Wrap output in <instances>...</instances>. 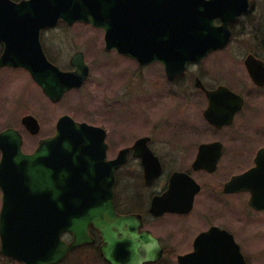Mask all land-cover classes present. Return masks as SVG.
<instances>
[{"label": "water", "instance_id": "water-1", "mask_svg": "<svg viewBox=\"0 0 264 264\" xmlns=\"http://www.w3.org/2000/svg\"><path fill=\"white\" fill-rule=\"evenodd\" d=\"M248 5L247 0H0V68H24L55 103L67 90L82 86L89 66L78 50L68 59L71 69L49 61L40 32L58 21L67 26L84 22L103 31V50L130 56L141 65L159 62L169 79L186 64L199 63L209 51L225 47L231 37L228 23ZM256 64L264 74V64ZM249 74L257 80V74ZM194 85L208 100L203 116L217 127L229 124L241 107V97L222 84L209 90L196 78ZM20 122L31 135L39 132V121L29 113ZM54 125L55 131L40 137L27 152L21 148L19 129L0 130V253L24 264L59 263L73 248L93 243L88 229L94 228L99 255L109 264L156 261L161 251L157 239L139 230L136 215H119L112 204L113 170L124 160L126 149L107 159L102 126L76 121L69 114H59ZM214 147L218 143L199 146L194 165L212 171L215 159L209 163L202 157L206 148ZM138 155L148 182L160 173L159 162L147 147ZM253 161L223 189L248 190L249 202L258 210L264 209V147L257 149ZM177 181L189 182L193 191L199 186L185 172L174 171L168 192ZM64 233L69 234L68 242L61 237ZM225 236V257L202 259L189 252L178 256L177 263L247 264L233 235Z\"/></svg>", "mask_w": 264, "mask_h": 264}, {"label": "rangeland", "instance_id": "rangeland-1", "mask_svg": "<svg viewBox=\"0 0 264 264\" xmlns=\"http://www.w3.org/2000/svg\"><path fill=\"white\" fill-rule=\"evenodd\" d=\"M257 10L264 12L263 2ZM102 37V30L92 28L84 22H74L67 26L60 21L51 29L42 30L40 43L44 51L55 58L54 63L60 68H70L68 59L76 49L83 52L84 61L89 66V74L82 86L66 91L55 103L50 102V99L41 93L39 86L33 83L24 68L7 66L0 68V130L5 126L19 129L23 137L22 148L27 152L33 150L39 137L54 131V122L58 114H69L76 121L103 125L107 129L108 157L122 145H129L132 138L142 133L149 134L151 128H155L156 141L191 140L186 133L173 129L184 121L191 125L196 123L198 129L196 139L199 141L212 139L216 133L206 126L200 116L205 99L192 86V78L188 82L186 76L190 72L198 73L205 83L211 85L222 82L240 90L238 84L244 71L241 64L243 49L239 44L242 36L233 37L227 47L209 52L198 64L189 65L183 75L187 84L182 88L164 78L160 63L136 67L137 65L127 56L103 50ZM131 89L142 96L139 100H134L136 102L134 104L130 101ZM173 91L181 94L176 97L170 94ZM252 92V95L246 96L245 107L236 115L235 123L230 128H225L220 133L221 137L218 136L225 139L228 148H231V157L234 160L228 169L231 174L242 171L247 165L252 164V156L257 146L264 145V89L260 91L254 89ZM183 96L189 100L186 101ZM25 113L39 121L40 129L37 134L30 135L20 124L21 116ZM175 165L181 167V164ZM217 176L219 171L213 178ZM236 208L233 207L231 210L232 230L238 225L236 220L238 214L246 216V220L253 222H249L244 229V237L240 238L241 249L251 264H264V211L252 214L250 209L242 211ZM62 238L68 237L63 235ZM95 251V248L87 246L75 248L63 261L54 264H103ZM0 264L24 263L5 258L0 253Z\"/></svg>", "mask_w": 264, "mask_h": 264}, {"label": "flooded vegetation", "instance_id": "flooded-vegetation-1", "mask_svg": "<svg viewBox=\"0 0 264 264\" xmlns=\"http://www.w3.org/2000/svg\"><path fill=\"white\" fill-rule=\"evenodd\" d=\"M247 2H249L248 8L244 10V12H242L237 18H235V20H231L228 23L231 34L229 41L235 36H242L239 44H241V49H243V58L241 64L243 65L244 71L241 81L238 84L241 87L240 90H236L222 82L211 83L210 85L209 83L204 82L202 76L199 77L198 73L194 72H190L189 75L186 76L187 78H183V75L189 68V65L193 64V62L186 64L185 70L175 77L168 79L165 77V73L163 75L168 82L173 83L178 88H182L183 85L185 86V84H187L185 78L188 80V82L190 78H192V86H194L198 90V93L205 99V104L202 107L200 116L204 119L206 126L216 133L213 135L212 139L199 141L196 139V136H198L196 123H192L191 125L184 121L181 122V124H177L173 129L180 133L184 132L183 134L186 133V135L191 137V140L161 139L160 141H156L155 128H151L149 134L142 133L137 137L132 138L129 145H122L110 157H108L107 150H109V143L106 142L108 133L106 132L107 129L104 128L103 125H100L104 129V133H106L104 143L107 144V149L105 150L107 159L114 157L116 158L119 155L118 152L120 149H126L124 152V160H122L120 165L117 166L115 170H113L115 179L112 184V204L119 215H136L138 220H140L139 230H147L149 235L157 239L156 242L161 247L159 254L160 256L156 261L147 260V262H143L141 264H171V261H173V264H178V256L187 255L189 252L196 253V256L201 257L202 259L209 258L212 255L219 256L221 254H223L225 257L227 254L226 251H228L225 235L228 233L233 235V241L239 245L238 250L242 252L244 261H246L247 264H251V262L247 261L246 254L241 249L242 246L240 238L244 237V229L247 227V225H249V222H253L248 219L246 220V216L238 214L236 217L238 225L233 227L232 230L230 220L231 210L233 207L240 208L242 211L243 209H245L244 211H246V209H250L253 214L261 210L264 211V209L257 210L252 207L248 199L250 195L248 190L239 189L237 191L231 192L228 190L225 191L223 187L231 176L236 175V173L239 172L242 173L247 169V167L254 164V154L258 148H262L264 145L257 146L255 153L252 156V164L247 165L246 169L242 171L231 174L230 170H228L232 164V161H234L231 157V148H228L225 139L220 138V135H222L220 133H222L225 128H230L233 123H235L236 115L243 111L245 102L247 101L246 96L248 97L252 95V91H254V89L259 91L264 89V74L262 69H260V67L256 64V62L264 64V12L257 10L260 8V3H264V0H247ZM217 21L218 20L215 21V24L218 23ZM59 23L60 21H58L56 25ZM229 41L225 47L229 45ZM2 47L3 45L0 44V52ZM216 51L218 50H211L209 52ZM127 57L130 58V56ZM130 59L137 65L136 67L141 68L152 63L150 62L147 63V65H141L140 63L136 62L135 59ZM69 69H71V66ZM250 71H253V73L257 74V80L251 78V74H249ZM196 78L201 80L203 86L209 90L222 84L231 91H234L237 96L241 97V107L238 110H235V112L232 114L233 118L229 124L224 123L223 125L217 127L213 123L211 124L207 118L203 116L204 109L208 104V100L204 95V91L194 85ZM170 94H174V96L177 97L181 94V92L176 93L173 91ZM129 95L132 96L130 100L131 104H134V100H139V97H142L134 90H132ZM182 98H184L186 101L189 100V98L184 96ZM223 104H227V102L224 101ZM203 143H206L207 145L218 143L219 145L217 148H206L202 157L203 160L206 159L209 161V163L215 159V164L212 171H209L206 167L194 165L195 158L199 155V146H201ZM146 147L147 150L151 152V154L153 153L156 156V160L160 165V173L154 176L148 182L145 180L144 173L142 171V169H144L143 164L141 163L142 158L138 155L139 151H141V149L145 151ZM175 163L181 164V167H177ZM174 171L182 173L185 172L188 174L190 179L196 182L199 186L193 191L190 189L191 187L189 188V182L177 181V186L172 191L168 192L167 189L169 188L170 183L168 180ZM218 171L219 176L213 178ZM191 186L193 187L192 183ZM187 201H189V203ZM156 209H159V212L157 211L153 213L152 211H155ZM208 230V235L202 239L201 236L204 233H207ZM88 232L89 235L94 238V242L90 244L84 243V245L79 247L87 246L95 248V253L99 258H101L98 248V245L100 244V240L97 237L98 232L94 228H89ZM63 235H66V238L68 237V240L66 239L68 242L70 240L69 234L64 233ZM72 251L67 252L66 255ZM65 256H63V259ZM101 259L104 263L106 262V264H109L103 258Z\"/></svg>", "mask_w": 264, "mask_h": 264}, {"label": "trees", "instance_id": "trees-1", "mask_svg": "<svg viewBox=\"0 0 264 264\" xmlns=\"http://www.w3.org/2000/svg\"><path fill=\"white\" fill-rule=\"evenodd\" d=\"M45 53H47V52H45ZM47 55H48V58L50 59V61L54 63L55 62V60H54L55 58L53 59V57H51L48 53H47Z\"/></svg>", "mask_w": 264, "mask_h": 264}]
</instances>
